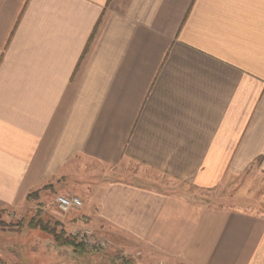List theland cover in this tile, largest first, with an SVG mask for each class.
<instances>
[{"label": "crops", "instance_id": "crops-1", "mask_svg": "<svg viewBox=\"0 0 264 264\" xmlns=\"http://www.w3.org/2000/svg\"><path fill=\"white\" fill-rule=\"evenodd\" d=\"M129 161L204 193L264 174V0H0L1 208L50 185L133 264H264V212Z\"/></svg>", "mask_w": 264, "mask_h": 264}, {"label": "rangeland", "instance_id": "rangeland-1", "mask_svg": "<svg viewBox=\"0 0 264 264\" xmlns=\"http://www.w3.org/2000/svg\"><path fill=\"white\" fill-rule=\"evenodd\" d=\"M121 169L123 177L133 178L140 174L144 177L143 179L157 184L155 185L157 188L200 196L206 205L264 212V174L253 168L247 169L241 175L227 177L221 186L206 193L197 192L184 184L143 170L135 162L123 163ZM49 187L50 185H46L36 191L37 198L28 200L25 209L21 211L3 209L0 206V258L2 261L5 264H120L126 258L125 253L116 250L106 237L98 236L90 228L82 227L81 229L80 226V229L65 231L61 221L69 217L67 215L70 212L63 213L56 206L55 198L58 195L50 192ZM40 193H42L41 198H38ZM31 220H34L32 228L28 226ZM44 226L47 229L62 230L69 240L72 239L75 244L81 245L82 249L57 244L51 235L40 229ZM83 228L94 232L100 240L104 241L105 246L101 250L90 251L76 242L74 235L82 232ZM16 229L18 231L22 229L19 233L22 232L24 235L15 236Z\"/></svg>", "mask_w": 264, "mask_h": 264}, {"label": "built area", "instance_id": "built-area-1", "mask_svg": "<svg viewBox=\"0 0 264 264\" xmlns=\"http://www.w3.org/2000/svg\"><path fill=\"white\" fill-rule=\"evenodd\" d=\"M55 204L63 213L79 209L82 205L81 200L74 196H57ZM74 237L76 242L82 244L86 250L97 251L105 246L104 241L100 240L90 229H84Z\"/></svg>", "mask_w": 264, "mask_h": 264}, {"label": "trees", "instance_id": "trees-1", "mask_svg": "<svg viewBox=\"0 0 264 264\" xmlns=\"http://www.w3.org/2000/svg\"><path fill=\"white\" fill-rule=\"evenodd\" d=\"M35 198H37V193L36 192H33V193H31V194H29L27 196V200L35 199ZM33 222H34V220H31L29 222L28 226H30V228H32ZM34 227H36V226H34ZM40 229L42 231H44V232H47L49 235H51L52 238H53V240L57 244H59L61 246H70V247H74V248H77V249H80V250L82 249V246L81 245L75 244L74 241H72V239L69 240V237H67L62 230L56 231L55 228H53V229H47L46 226L41 227ZM0 264H5V263L0 259ZM120 264H133V261L131 259L124 258V260H122V262Z\"/></svg>", "mask_w": 264, "mask_h": 264}]
</instances>
